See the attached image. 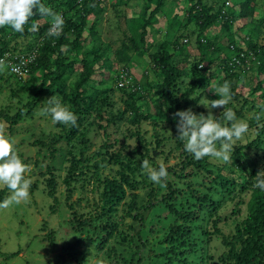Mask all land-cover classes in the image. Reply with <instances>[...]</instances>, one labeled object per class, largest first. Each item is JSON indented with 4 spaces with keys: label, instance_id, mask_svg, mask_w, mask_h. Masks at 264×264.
I'll use <instances>...</instances> for the list:
<instances>
[{
    "label": "trees",
    "instance_id": "1",
    "mask_svg": "<svg viewBox=\"0 0 264 264\" xmlns=\"http://www.w3.org/2000/svg\"><path fill=\"white\" fill-rule=\"evenodd\" d=\"M130 1H144L147 6L139 22L130 20L133 21L130 23L137 24V28H131L127 22L129 33L124 35L120 48L114 52L115 60L124 67L115 78L117 91L113 87L98 88L104 86L107 79L98 83L93 81L96 70L105 69L104 72L109 74L114 70L106 59L108 46L101 43L97 46L100 39L95 29L106 7L102 0H42L46 7L63 16L65 23L59 36L48 35L53 18L38 14L29 19L22 34L7 26L0 28V58L8 54L27 55L35 51L37 57L28 66V76L31 80L36 75L41 78L35 87L33 100L17 109L16 114L10 116L6 109H0V127L5 124L8 135H13L16 126L25 118H32L36 111L44 109L46 101L52 96L62 98V103L75 113L77 126L55 124L58 134L50 133L48 141L38 140L35 143L39 147L36 158L45 149L54 158L59 152L58 144L65 143L66 147L64 157L68 165L64 178L58 182L61 178L59 170L47 166L41 175V182L53 203L50 207L52 214L59 210L57 192L63 184L66 190L65 208L71 216L68 222L70 232L75 235L86 231L90 233L79 242L94 243L98 252L103 251L110 242L125 252H133L130 260H127L116 248H111L109 254L114 264H142L145 259L143 252L149 256L147 239L142 243L140 231L132 234L133 229L125 223L129 232L120 228L126 218L134 223L142 222L144 212H152L158 204L165 212L164 218H159V214L154 215V218H158L159 223L161 219L170 220L166 228L161 225L163 235L159 244L164 246V250L156 256L161 264H193L190 259L203 252L197 246L199 240L195 231L204 233L198 223L205 219L211 223L212 231L219 237L223 247L217 257L218 264H264V191L254 187L255 176L264 171V78L258 80L250 94L243 95V99L235 91L238 78L248 71L256 70L259 75H264V19L257 23L245 22L254 19L257 1L231 0L233 5L230 7L226 2L215 7L206 3V0H194L187 10L183 27L196 23L199 55L188 69V60L185 68L175 63L176 58L185 51L182 36L159 46L149 44L146 38L147 28L156 23L157 16L166 12L167 0H117L111 2V6L116 11L119 6H125ZM238 20L243 21L242 26L236 32L232 31ZM33 24L38 26V32L31 31ZM216 26L219 27L218 35L212 34ZM84 30H87L86 35ZM170 47L174 50L170 51ZM63 48L66 56L62 55ZM150 49L154 52L150 53ZM143 54H148L150 66L158 73L159 83L136 84L129 76L127 65L132 55ZM204 62L209 67L215 65L216 71L205 76ZM120 71L132 79L129 87L119 86ZM220 73L223 76L220 77ZM218 78L219 81H216ZM12 80L26 82L6 70L0 73V91L4 84L10 85ZM225 81L231 85L233 98L242 102L239 110L231 103L225 107L232 108L238 120L244 119L246 113H252L249 124L256 133L254 140L234 149L233 153L238 157L234 166L242 171L238 176L231 167L213 165L211 157L194 159L192 154L183 150V142L176 139L178 118L174 114L177 111H192L193 105L201 101L204 95L212 100L220 99L218 94L210 95L209 92L215 90L217 83ZM146 86L165 101L170 118L167 125L158 121L156 115L142 113L137 96L145 92ZM115 92L124 96L123 108L117 113L114 112ZM11 96L17 97V91H12ZM258 115L259 120L256 119ZM161 116L168 118L164 114ZM217 119L222 125L227 122L230 126L223 113ZM143 123L151 127V141L141 131ZM119 124L126 127L120 146L118 139L111 143L108 134L111 127L118 128ZM92 131L101 133L105 139L94 151L91 150L93 143L88 138ZM123 139L133 140V146L123 143ZM170 139L173 140L174 148L166 153L165 147ZM161 154L167 161L169 155L173 154L175 163L166 168L169 175L181 181L184 187H174L166 179L163 186L166 193L156 199L157 190L140 165L146 159L155 166L154 159ZM111 167L116 168L115 174L103 176L104 170ZM34 187L31 185L30 195ZM140 190L146 192L143 204L139 203ZM76 191H80L83 196L73 200ZM9 192L5 187L1 189L0 201L9 197ZM227 199L233 202V216L241 215V206H245L246 215L237 220L233 230L224 234L219 224L225 219L219 216V211ZM121 208H124V215L119 217ZM149 232L156 231L152 228ZM42 240L54 245L55 237L50 232ZM18 255L10 254L5 259ZM200 259L203 261L202 257Z\"/></svg>",
    "mask_w": 264,
    "mask_h": 264
},
{
    "label": "rangeland",
    "instance_id": "2",
    "mask_svg": "<svg viewBox=\"0 0 264 264\" xmlns=\"http://www.w3.org/2000/svg\"><path fill=\"white\" fill-rule=\"evenodd\" d=\"M102 1L105 3L106 7L102 15L99 17L95 29L98 38L100 39L97 46H99L100 43L103 46H108L106 59L112 64L114 70L110 74L104 72L105 69L103 71L96 70L93 81L98 83L102 79H107L104 86L98 88L104 89L113 87L114 90H116L115 78L117 77L118 71L124 67L117 63L114 58V52L120 48L124 35L129 33L127 22H129L131 28H137V24L130 23L133 22L130 20L134 19V21L139 22L147 5L144 1H130V3H127L125 6H119L115 11L111 6V2H116L117 0ZM256 1L257 9L255 11L254 19L246 20L245 22L247 23L254 21L257 23L259 20L264 19V0ZM193 2L194 0H167L166 12L155 18L156 23L147 28L146 37L149 44L159 46L165 42H172L175 38L182 36V43L185 51L183 55L176 58L175 63H177L180 68H185L186 61L188 60L186 69L189 68L190 63L193 62L195 58V61H197L199 55L196 45L198 35V27L196 26V23L192 22L186 28L183 27V25L186 24L187 10L193 5ZM224 2H226V5L229 4V7L233 5L231 0H206V3L212 4L215 7L217 4L220 6ZM152 22L154 21L152 20ZM242 22L243 21L238 20L232 27V31L236 32L237 28L242 26ZM209 30L212 32L213 27ZM218 33L219 27L216 26L212 34L218 35ZM86 34L87 30H84V35ZM238 35L243 36L242 33H238ZM237 42H239L238 38ZM173 50L174 48L170 47V51ZM153 52L154 50L150 49V53ZM62 55L66 56L65 48L62 49ZM150 64L151 62L148 54H143V56L132 55L130 64L127 65V69L129 71V76L132 77L134 83L142 85L144 83L155 84L160 82L158 79V73L152 68V66H150ZM206 64L207 62L202 64V66H204L203 74L209 76V74H212L217 68L215 65L209 67ZM146 76L147 79L145 78ZM219 76L221 77L223 74L220 73ZM263 78L264 75H259L256 70L248 71L243 77L238 78L235 90L236 94L240 95L243 99V95H249L256 82ZM23 79L26 81L25 84L12 80L10 85L4 84L0 91V109H6L10 116L16 114L17 109L33 100L35 87L39 85L38 83H40L41 80L39 75H36L34 80H31L28 75ZM188 79L189 78L187 77L186 80ZM217 80L219 81V78L216 79V81ZM149 88V86L144 87L145 90L143 91L145 92L143 94H138L137 103L142 107V113L156 115L158 121L167 125V121H170V118L167 113L165 101L156 96L154 91ZM12 91H17L18 96L12 97ZM209 94L213 95L214 92H209ZM204 99L209 101L212 100L209 96L204 95L200 102L203 103ZM122 100H124L123 94L115 92V95L113 96L115 113L123 108ZM230 103L235 106L237 110H239L242 105V102L236 98H233ZM205 107H207L206 104ZM205 107L197 102L193 105L192 112L196 115L203 114L207 116L209 111H211L213 118L217 119L224 110L223 107L211 110L206 109ZM162 114L168 118H161ZM251 116L252 113H246L245 118L240 120H244L249 124ZM227 124V122L223 123V125ZM6 127L5 124H1L0 134L10 137L15 141V149L18 155L24 163L29 165L30 168V171L25 174L26 178H30L32 180V185L35 187L33 194L30 195L27 202L12 204L6 209L0 208V264H114L112 255L109 254L111 248H116L119 253L123 254L125 259L130 260V256L133 252H125L120 246L114 245V242H110L103 251L98 252L94 243L79 242L80 239L83 240L88 234H90L88 231L83 232L80 235H75L73 232H70L68 222L70 221L71 216L69 211L65 208L64 199L66 197V190L63 184L58 187L57 192L60 201L59 210L55 214L51 213L50 207L53 203L45 193L44 183L41 182V175L45 172L47 166H53L59 170L61 178L58 182H60L66 174V167L68 164L65 162L64 157L66 150L65 143L57 145L59 152L57 155H54V158H52L51 153L46 149L41 150L40 157L36 158V154L39 151V147L35 144L36 141L40 140L41 142H46L49 139L50 133H59L52 121L43 115V108L36 111L32 118H25L24 121L20 122L16 126L13 135H8ZM125 128L124 125L119 124L118 128L111 127L108 130L111 143L118 139L120 146L121 137L123 135L122 133ZM254 130L255 128H252L249 124V131L236 142L233 152L237 147L243 146L256 138ZM141 131L147 136L148 141H151V127L143 123ZM88 138L93 143L92 151L96 150L105 141L103 135L97 131L90 132ZM123 143L133 146V140L125 141V139H123ZM173 148L174 143L173 140L170 139L166 144L165 152L167 153ZM237 158L238 157L233 153L229 162H224L216 158H210V162L219 167H231L238 176L242 174V171L234 166ZM154 162L156 165L153 166V164H151L153 167L160 166L161 164L165 167H169L175 163V160L173 154L169 155L168 161L161 154L154 159ZM115 170V167H111L108 170L106 169L104 170L103 176L114 175ZM167 180L174 185V187L180 189L184 187L181 181L173 179L171 175H168ZM153 186L157 190L156 199H160V197L166 193L165 188L156 184H153ZM3 188L4 187L0 186V190ZM87 188L90 189V187ZM204 192L206 191L204 190ZM138 193L141 197L139 203L143 204L145 201L143 199H146V192L140 190ZM85 195L88 197L87 193ZM82 196L83 195L80 191H76L72 199L76 200ZM240 208L242 209L241 215L233 216L232 201L227 199L221 206L219 216L225 220L219 224V228L224 234L233 230L237 220L242 219L246 215L245 206H241ZM123 209L124 208L120 209V212L118 213L119 217L124 215ZM156 214H159V218H164L163 215L165 212L160 209L159 204L155 205V209L152 212H144L142 222L134 223L126 218L120 228L128 233L129 230L124 226V223L128 224L133 229L131 232L132 234H135L137 231L141 232L142 243L147 239L148 244L146 247L150 249L149 256L143 252V258L145 259H143L142 264H161L156 258V256L164 250V246L159 244L163 235L161 225L166 228L170 220H168V218L161 219L160 221L162 222L159 223L157 222L158 218H154V215ZM198 225L201 226L204 231L203 234L199 230L195 231L196 238L199 240L197 246L198 248H202L203 252L199 253L197 256H193L190 261H192L193 264H218L217 257L223 251L219 237L213 233L211 223L206 219L199 222ZM152 228L156 232L150 233L149 231ZM50 232H52V235L55 237L54 245H49L42 240V238H44L45 235L50 234ZM69 246H71L72 249H68ZM14 253H19V255L11 259H5L7 255ZM200 257H202L203 261H201ZM62 261L65 263H62Z\"/></svg>",
    "mask_w": 264,
    "mask_h": 264
},
{
    "label": "clouds",
    "instance_id": "3",
    "mask_svg": "<svg viewBox=\"0 0 264 264\" xmlns=\"http://www.w3.org/2000/svg\"><path fill=\"white\" fill-rule=\"evenodd\" d=\"M35 9V13L33 12ZM34 14L52 17L53 23L48 29V35L59 36L63 31L64 19L59 13H54L50 7H46L42 0H0V28L9 27L16 33H23L24 26ZM31 31L38 32L39 28L33 24ZM10 70L12 73H20L21 67L15 64L9 65L0 58V73ZM213 91L220 99L207 100L199 104L206 109L223 107L224 119L230 122V126L222 125L219 119H214L211 111L207 116L196 115L191 110L177 111L174 116L178 118L176 123L177 138L183 142V150L192 154L193 158L200 160L204 157L216 158L229 162L233 154V148L248 131L249 124L244 120H238L236 113L226 105L233 99L231 85L225 81L217 83ZM43 115L48 117L53 125L64 124L77 126V116L68 106L62 103V98L52 96L46 101ZM257 120L260 119L258 115ZM146 170L148 179L156 185L164 186L168 178L167 168L161 164L158 168L153 167L148 160H142L140 165ZM30 171L29 165L24 163L15 149V141L0 134V186L10 191V196L0 201V208L6 209L12 204L27 202L30 198L32 180L26 178ZM255 188L264 191V171L255 176Z\"/></svg>",
    "mask_w": 264,
    "mask_h": 264
},
{
    "label": "built area",
    "instance_id": "4",
    "mask_svg": "<svg viewBox=\"0 0 264 264\" xmlns=\"http://www.w3.org/2000/svg\"><path fill=\"white\" fill-rule=\"evenodd\" d=\"M37 53L35 51L25 55V54H18L16 56L13 55H6L2 59L6 61L7 64L12 65H18L21 67L20 73H13L19 78H24L28 75V66L34 63L36 60ZM12 73V72H11ZM132 83V79L129 77L128 74H126L124 71H120L119 73V86L120 87H129Z\"/></svg>",
    "mask_w": 264,
    "mask_h": 264
}]
</instances>
